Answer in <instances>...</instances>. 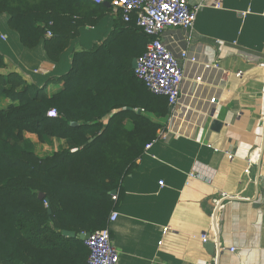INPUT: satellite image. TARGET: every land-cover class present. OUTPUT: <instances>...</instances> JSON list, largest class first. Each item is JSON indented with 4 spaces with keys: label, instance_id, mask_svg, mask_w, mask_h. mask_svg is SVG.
Instances as JSON below:
<instances>
[{
    "label": "crops",
    "instance_id": "1",
    "mask_svg": "<svg viewBox=\"0 0 264 264\" xmlns=\"http://www.w3.org/2000/svg\"><path fill=\"white\" fill-rule=\"evenodd\" d=\"M205 1L192 29L171 26L160 34L183 70L180 98L170 111L167 103L165 117L149 113L160 128L115 192L117 216L108 227L118 264H264V0H220L219 7ZM116 14L112 7L80 27L52 61L42 43L24 47L0 13L3 70L42 86L68 71L71 48L103 40ZM62 83L49 82L46 93ZM10 103L1 97L0 109ZM35 137L24 133L32 144ZM43 145H52L48 154L68 146L60 138Z\"/></svg>",
    "mask_w": 264,
    "mask_h": 264
},
{
    "label": "trees",
    "instance_id": "2",
    "mask_svg": "<svg viewBox=\"0 0 264 264\" xmlns=\"http://www.w3.org/2000/svg\"><path fill=\"white\" fill-rule=\"evenodd\" d=\"M105 2L111 0H0V13L24 47L42 43L48 59L58 61L80 27L112 10ZM115 11L106 37L91 48H71L68 71L42 86L4 71L0 53V98L11 101L0 109V264H86L84 241L62 231L106 227L116 208L112 192L160 128L149 113L167 115V98L150 93L130 67L150 37L133 13L124 21ZM54 80L62 87L48 95ZM24 133L68 146L38 156Z\"/></svg>",
    "mask_w": 264,
    "mask_h": 264
},
{
    "label": "built area",
    "instance_id": "3",
    "mask_svg": "<svg viewBox=\"0 0 264 264\" xmlns=\"http://www.w3.org/2000/svg\"><path fill=\"white\" fill-rule=\"evenodd\" d=\"M95 3L104 0H90ZM206 4L205 0L190 3L189 0H111L110 5L121 12L124 21H128L130 14L136 17V25L150 37L145 50L136 58L134 75L145 85L147 90L155 95L167 98L168 104L173 108L179 103L180 86L183 80V70L178 60L167 49L160 39L161 32L167 27H180L190 30L193 27L196 14L200 7ZM209 5L219 7L220 0ZM184 60L194 61L182 53ZM239 75V74H238ZM211 99V101H213ZM55 115L54 109L47 113ZM152 141L145 144L148 149ZM116 193L111 198L116 200ZM117 212L112 210L104 228L89 233L84 239L88 249L87 264H118L119 251L113 245L108 225L116 219ZM201 241H207V235L201 236ZM234 249L231 248V251Z\"/></svg>",
    "mask_w": 264,
    "mask_h": 264
},
{
    "label": "water",
    "instance_id": "4",
    "mask_svg": "<svg viewBox=\"0 0 264 264\" xmlns=\"http://www.w3.org/2000/svg\"><path fill=\"white\" fill-rule=\"evenodd\" d=\"M105 4L107 6L110 5L108 2H105ZM135 67H136V58H133L132 61H131V69H134ZM170 108H171V106L169 107V111H170ZM216 125L218 126L219 122H217L215 120L212 121V126L215 127ZM112 193H115V192L113 191ZM39 197L42 198L43 194L40 193ZM48 211L50 212V209H48ZM62 234L67 236V237H78L81 240H84V239H86L89 236V233H86V232L75 233L73 231H68V230H63ZM203 246L210 254L214 253V243L213 242L206 241V242H204Z\"/></svg>",
    "mask_w": 264,
    "mask_h": 264
},
{
    "label": "rangeland",
    "instance_id": "5",
    "mask_svg": "<svg viewBox=\"0 0 264 264\" xmlns=\"http://www.w3.org/2000/svg\"><path fill=\"white\" fill-rule=\"evenodd\" d=\"M33 143V149L38 154V156H45L49 153V150L51 151L52 145H48L46 148H44L43 142L38 141L36 137L34 138Z\"/></svg>",
    "mask_w": 264,
    "mask_h": 264
}]
</instances>
